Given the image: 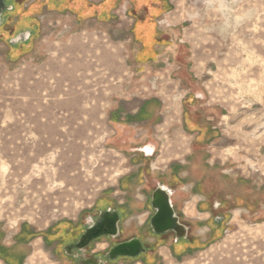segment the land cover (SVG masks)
<instances>
[{
	"label": "rangeland",
	"instance_id": "1",
	"mask_svg": "<svg viewBox=\"0 0 264 264\" xmlns=\"http://www.w3.org/2000/svg\"><path fill=\"white\" fill-rule=\"evenodd\" d=\"M222 1L15 2L0 31V228L15 233L0 264H70L59 226L127 194L139 225L159 184L183 235L130 258L102 242V264H264V0ZM146 98L156 118L122 120Z\"/></svg>",
	"mask_w": 264,
	"mask_h": 264
},
{
	"label": "flooded vegetation",
	"instance_id": "2",
	"mask_svg": "<svg viewBox=\"0 0 264 264\" xmlns=\"http://www.w3.org/2000/svg\"><path fill=\"white\" fill-rule=\"evenodd\" d=\"M18 0H0V31H3L5 36L8 37L12 33V28H7V23H10L12 20V12L14 11V6L17 4ZM24 20V18H23ZM26 20L22 21L23 24ZM13 24V22H11ZM27 32V34H26ZM21 38L24 40H28L30 37V31L22 32ZM11 38V37H9ZM147 148H150L147 150ZM152 144H147L143 147V153L146 155H152ZM148 151V152H147ZM150 151V152H149ZM173 169V167H171ZM185 175L181 174V179H185ZM134 179V174L131 173L128 175V180L126 182H131ZM199 188L201 193L203 194L204 186L202 181L198 182ZM161 187L165 188L169 193L170 189L164 185L159 184ZM158 185V186H159ZM204 195V194H203ZM105 199V201H104ZM107 199V201H106ZM111 201L109 200V196H105L102 200H100V204L97 206L98 209L102 212L108 211L110 213L116 212L117 220L115 221L114 225L107 226L103 225L97 228L95 231L92 232V238L90 239H83L81 238L83 234L89 227L96 225L97 219L94 220L91 224L80 229L76 224L74 226H69V224L64 226L58 227L57 236L60 242H57L56 246L61 249L62 252L66 253L64 256L68 258L70 264H102L106 260H108V256H104L106 253L105 247L98 249V244L102 242H107V251H109L112 247L119 243H123L132 239H138L141 243L142 249H140L138 255L134 257L146 256V253H150L155 245L156 240L159 236H165L168 232H172L173 236L177 233L173 230H168L165 232L157 233L154 228L151 226V218L155 213L151 205V196L144 195V199L141 201V206L137 207L141 216H143V220L139 221L138 223L131 222L127 223V220L132 219V214L134 213L135 204L140 203L136 199H134L131 195L127 194L124 200H117L116 202L110 197ZM171 200V198H170ZM115 202V205H114ZM133 202V205H132ZM200 207L208 202V197L206 195L202 196L199 199ZM106 203H109L108 205ZM172 203V202H171ZM106 204V205H105ZM109 207V209H108ZM172 207L174 205L172 203ZM183 231V230H182ZM97 235H94L98 233ZM119 238V239H117ZM103 249V251H101ZM105 251V252H104ZM150 255V254H149ZM132 256L128 255H119L116 258H130Z\"/></svg>",
	"mask_w": 264,
	"mask_h": 264
},
{
	"label": "water",
	"instance_id": "3",
	"mask_svg": "<svg viewBox=\"0 0 264 264\" xmlns=\"http://www.w3.org/2000/svg\"><path fill=\"white\" fill-rule=\"evenodd\" d=\"M151 205L155 210V213L151 218V226L157 233L173 230L177 233L175 239H178L183 235V227L179 224L178 218L172 207L170 193L165 188L159 185L153 190L151 195ZM116 220V212H102L97 218L96 225L89 227L86 230L81 238V241L85 238H92V232L103 225H114ZM97 234H99V232L94 235ZM140 249H142L140 241L138 239H132L115 245L108 251V255L110 258H116L119 255L134 257L138 255Z\"/></svg>",
	"mask_w": 264,
	"mask_h": 264
},
{
	"label": "crops",
	"instance_id": "4",
	"mask_svg": "<svg viewBox=\"0 0 264 264\" xmlns=\"http://www.w3.org/2000/svg\"><path fill=\"white\" fill-rule=\"evenodd\" d=\"M90 1H92V0H90ZM123 8L125 9V7H123ZM197 13L198 12H196V15L198 16ZM189 16H194V15L189 14ZM164 21L168 23V20L164 19ZM167 26L171 27L170 24L165 25L164 27H167ZM171 31H172V29H171ZM26 34H27V32H26ZM143 54H145V52ZM144 67H145L144 64H140L141 70ZM145 100L142 104H140L138 106L137 109H135L133 111H127V113L125 114V117L122 118V120L130 119L131 121L129 124H132L133 122L138 123V122H143L146 120H151L153 118H156L158 116L157 109L151 104V101L148 98H146ZM13 235H15V233H13V234L7 233L4 235V230L0 228V250H2V248H3V247H1V245H3V243H2L3 236H4V238H5V236H6V238L7 237L10 238ZM23 249H24V244H19V243L17 244V243H15V241H13V245H11V247L8 250H10V251L12 250L11 252L16 251V252H18L17 253L18 256H21L22 254H20V252H22Z\"/></svg>",
	"mask_w": 264,
	"mask_h": 264
},
{
	"label": "bare ground",
	"instance_id": "5",
	"mask_svg": "<svg viewBox=\"0 0 264 264\" xmlns=\"http://www.w3.org/2000/svg\"><path fill=\"white\" fill-rule=\"evenodd\" d=\"M218 2H219V3H218V6H219V7H223V6H225L222 0H218ZM230 4H231V3H229V6H231ZM227 5H228V4H227ZM228 8H229V7H228ZM196 12H197V11H196ZM222 12H224V11H222ZM226 27H227V26H226ZM225 32H226V31H225V27H224V26H220V28H219V33H224V35H225ZM220 35H221V34H220ZM224 35H223V36H224ZM149 149H150V148H147V150H149ZM147 152H148V151H147ZM149 152H150V151H149Z\"/></svg>",
	"mask_w": 264,
	"mask_h": 264
},
{
	"label": "trees",
	"instance_id": "6",
	"mask_svg": "<svg viewBox=\"0 0 264 264\" xmlns=\"http://www.w3.org/2000/svg\"><path fill=\"white\" fill-rule=\"evenodd\" d=\"M150 16L153 18L155 15H152V14H151Z\"/></svg>",
	"mask_w": 264,
	"mask_h": 264
}]
</instances>
